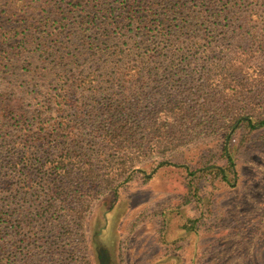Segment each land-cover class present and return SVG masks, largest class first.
I'll use <instances>...</instances> for the list:
<instances>
[{
  "label": "rangeland",
  "instance_id": "374dc122",
  "mask_svg": "<svg viewBox=\"0 0 264 264\" xmlns=\"http://www.w3.org/2000/svg\"><path fill=\"white\" fill-rule=\"evenodd\" d=\"M229 22L222 20L216 31L207 22L199 25L195 42L187 45L181 39L179 51L185 50L181 54L167 52L154 58L152 51L135 53V59L149 64L142 74L119 71L102 60L91 63L88 71L98 80L84 90L87 110L101 114L104 104L122 92L134 100L149 95L147 101L132 102L134 121L140 127L131 131L129 146L111 162L92 159L98 173L86 192L66 196L65 209L58 205L59 212L49 220L34 217L42 191L30 179L21 182V194L6 200L11 212L15 207L22 214L19 227L10 228L11 212L0 221L5 264H100V256L106 264H264V125L251 127L246 116L235 128H227L218 116L214 131L190 139L178 134L172 147L160 144L149 130L160 103L176 94L174 81L183 77L187 86L201 82L205 75L193 68L195 64L216 61L219 54H215L226 46L231 47L229 58L236 59L229 75L242 88V80L246 87L251 84L244 91L248 102L244 106L253 116L252 124L264 119V57L261 52L251 54L264 45L252 37L224 41L223 32L228 38L238 28ZM260 24L255 30L264 33ZM181 59L188 64L185 68L172 72L165 68ZM46 68L33 51L23 54L13 67L15 81L10 85L26 107L36 104L32 98L46 87L44 77L32 71ZM234 70L242 72L238 76ZM222 77L230 78L227 72ZM212 78L221 80L218 74ZM9 80L0 72V90ZM118 80L121 83H114ZM187 102L195 104L190 98ZM78 152L86 154V150ZM2 182L0 198L7 194L1 184L17 180L5 175ZM31 219L36 220L30 223ZM64 219L65 231L56 227Z\"/></svg>",
  "mask_w": 264,
  "mask_h": 264
},
{
  "label": "trees",
  "instance_id": "16d2710c",
  "mask_svg": "<svg viewBox=\"0 0 264 264\" xmlns=\"http://www.w3.org/2000/svg\"><path fill=\"white\" fill-rule=\"evenodd\" d=\"M222 20L238 26L235 36L227 38L228 32L222 33L224 41L252 37L264 45V33L255 30L260 23L264 27V0H0V72L11 79L0 90V183H4L5 175L17 180L1 184L7 194L0 198V221L12 211L6 200L19 196L21 182L28 183L29 179L42 191L34 217L38 221L54 217L58 205L65 209L69 202L66 196L73 198L86 192L91 177L98 173L93 160L111 162L129 146L131 131L140 127L134 121L135 104L147 101L149 95L139 100L135 96L134 100L133 95L122 92L104 104L101 114L93 108L87 110L84 90L98 80L88 71L92 62L102 60L119 71L142 74L149 64L135 59V53L142 56L140 51H152L154 58L167 52L181 54L185 51H179L182 38L190 45L198 37L199 25L207 22L214 27L210 30L216 31ZM230 48L226 46L215 54H219L216 61L195 64L193 68L205 75L201 82L187 86L183 77L174 81L176 94L160 103L149 127L160 144L162 141L172 147L178 134L190 139L212 132L218 116L225 119L227 128H235L246 116L251 127L264 125V119L252 124L253 116L248 115V105L244 106L248 104L244 91L251 84L246 87L242 80V88L229 75L236 66V59L227 54ZM29 51L48 68L32 71L44 77L46 87L32 98L38 102L26 107L10 84L15 81L11 77L13 67ZM259 52L264 57V46L251 54ZM84 55L86 58L80 61ZM178 63L168 62L165 68L172 72L188 65L182 59ZM234 71L238 76L242 72ZM223 72L230 78L222 77ZM217 74L221 80L212 78ZM188 98L195 104L190 105ZM13 208L10 228L17 230L22 214ZM65 221L56 227L65 231ZM2 234L0 230V237ZM2 242L0 239V264H5Z\"/></svg>",
  "mask_w": 264,
  "mask_h": 264
},
{
  "label": "flooded vegetation",
  "instance_id": "af4514ba",
  "mask_svg": "<svg viewBox=\"0 0 264 264\" xmlns=\"http://www.w3.org/2000/svg\"><path fill=\"white\" fill-rule=\"evenodd\" d=\"M189 230H191V229H189ZM100 258H101V256H100ZM99 258V260H100V264H101V259ZM104 261V260H103ZM105 262V261H104ZM106 264V263H105Z\"/></svg>",
  "mask_w": 264,
  "mask_h": 264
}]
</instances>
